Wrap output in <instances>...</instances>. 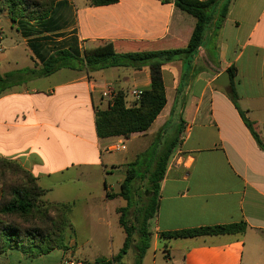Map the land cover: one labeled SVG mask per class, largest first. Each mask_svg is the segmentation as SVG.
I'll use <instances>...</instances> for the list:
<instances>
[{
	"label": "crops",
	"instance_id": "crops-1",
	"mask_svg": "<svg viewBox=\"0 0 264 264\" xmlns=\"http://www.w3.org/2000/svg\"><path fill=\"white\" fill-rule=\"evenodd\" d=\"M6 24L10 29L4 31ZM196 24L174 0H118L99 7L89 0H58L49 18L29 22L24 29L6 13L1 15L0 53H10L0 56L5 82L0 93V158L16 161L33 174L48 190V202L71 204L70 219L78 211L88 227L117 223L121 228L118 209L127 205H117L123 198L116 194L127 165L181 127L160 183L156 214L148 222L151 264H264V150L239 112L254 124L264 144V0H232L223 25L209 26L189 72L180 60L163 64L167 104L145 132L101 139L95 121L97 110L108 109L106 92H124L128 104L135 99L132 90L149 89L148 68H63L39 75L42 61L53 53L67 50L82 59L88 45L110 43L117 51L185 48ZM18 45L28 51L31 63L7 68ZM224 72L230 74L229 87L214 86ZM121 144L126 147L123 155L109 151ZM108 172L122 178L108 183ZM79 181L93 187L83 199H65V193L57 192ZM240 222L247 224L243 234L173 239L168 258L163 250L162 232ZM73 245L77 243L71 237ZM55 251L60 252L59 262L69 258ZM23 258L15 252L0 254V264H21Z\"/></svg>",
	"mask_w": 264,
	"mask_h": 264
},
{
	"label": "trees",
	"instance_id": "trees-1",
	"mask_svg": "<svg viewBox=\"0 0 264 264\" xmlns=\"http://www.w3.org/2000/svg\"><path fill=\"white\" fill-rule=\"evenodd\" d=\"M58 0H0V16L7 14L18 28L24 29L29 22H42L49 18ZM168 2L169 0H161ZM118 0H89L91 6L99 7L117 3ZM232 0H174L175 6L197 20L191 39L185 48L168 50H127L117 51L113 44L101 43L83 47V58L79 59L67 50L53 53L42 61L39 75L49 76L63 69L85 68L88 72L106 68L122 67L150 71V87L143 91L140 101L135 99L127 104L126 95L116 93L113 106L96 111V132L101 139L116 136L129 137L134 133L147 131L167 104L166 88L162 76V66L173 61L187 65L185 72L192 69V63L202 46L206 32L212 24L219 29L226 20ZM28 34L27 32H25ZM234 76V70L229 69ZM5 89L0 76V93ZM181 90H178L180 93ZM230 96L237 106V95L230 88ZM241 117L259 146L264 150L254 124L240 111ZM167 125V124H166ZM164 126V130L168 128ZM178 127L175 136L167 138L163 144L156 141L147 152L127 165L121 192L128 205L118 209L119 224L126 238L122 248L111 259H100L86 264H126L125 258L131 250L135 252L134 264L142 260L151 246L152 234L148 222L157 211L160 183L167 169L169 159L179 142ZM160 145V146H158ZM147 182V203L141 210L137 227L129 221L128 209L132 193L137 183ZM0 254L15 252L29 260H37L55 250H70L65 235L74 232L70 219L71 204L50 203L46 200L48 190L40 186L38 179L19 163L0 158ZM108 193V197H116ZM247 230L245 222L219 226L199 227L189 230L162 232L163 250L169 257V242L173 239H186L202 236L243 234ZM136 237V238H135Z\"/></svg>",
	"mask_w": 264,
	"mask_h": 264
},
{
	"label": "rangeland",
	"instance_id": "rangeland-1",
	"mask_svg": "<svg viewBox=\"0 0 264 264\" xmlns=\"http://www.w3.org/2000/svg\"><path fill=\"white\" fill-rule=\"evenodd\" d=\"M8 29H10L9 25L7 24L4 25V31H7ZM9 53L10 51L5 53H0V56H5V55L8 56ZM10 56L11 59H13V61H11L10 65H6L7 68L23 67L31 63L30 55L28 51L25 50L24 47H22V45L16 46L14 52L11 53ZM3 67L4 66H2V68ZM127 98L130 99V96ZM123 153L124 152L118 151L115 154L116 156L119 157L123 155ZM107 170L108 171L111 170L110 165H107ZM109 175L110 174L108 172L107 174L109 180L108 183H113L115 182V180L122 178V176H116L115 178H113L112 176ZM69 177H76V176H69ZM90 184H92V182H90ZM114 187H115V191H120V186H118L116 183ZM91 190H93V187H91L87 183L84 182L82 183L81 181H79L77 182V184L74 185L71 184L68 188L64 190L58 189L57 192L65 193L64 194L65 199H74L78 197L80 199H83L82 197L87 196V193ZM148 196L150 195L147 191L146 180L144 182L137 183L135 191L132 193V201L130 202L128 209V217H129L128 222L129 221L134 222V224L137 227L139 226V220H138L139 214L141 210L144 208L145 204L147 203ZM116 204L121 206L128 205L127 201H125L124 199H120L119 201H116ZM71 219H72V224L75 228V234H73V232L71 231H67L65 235V239L68 243V246H70V239L71 237H73L77 245H73L72 247L70 246L71 249L67 252H64L65 254L63 255V257L64 256L66 257L67 255V257L72 258L74 260H82L87 262H96L97 260L100 259L109 260L114 256V254H117L121 249V247L123 246L126 235L123 229L120 228L117 223H113L110 226H108L106 223H101L93 227H88L84 221L83 214H81L78 211H76L73 214ZM150 248L147 251L146 255L144 256L142 260V264H151L154 251L152 249L153 247L151 249ZM158 253L162 254L161 244H159ZM59 256H60V252L55 251L48 256L49 257L48 259L45 260L40 259L35 263L34 262L32 263L29 262L27 259L23 258L24 260L23 263L21 264H62L63 260L59 262L58 260ZM134 261H135V252L134 250H131L125 258V263L134 264ZM8 262L10 261H8L7 259V263Z\"/></svg>",
	"mask_w": 264,
	"mask_h": 264
},
{
	"label": "built area",
	"instance_id": "built-area-1",
	"mask_svg": "<svg viewBox=\"0 0 264 264\" xmlns=\"http://www.w3.org/2000/svg\"><path fill=\"white\" fill-rule=\"evenodd\" d=\"M142 94H143V91H139V90H132L130 92V95L135 97L136 101L138 102L142 98ZM104 96L108 98V108L113 106L116 94H110L109 92H106ZM125 149L126 147L123 144L113 145L109 147V151L111 152H117V151H121ZM62 264H86V262L82 260H74L72 258H68V259L63 260Z\"/></svg>",
	"mask_w": 264,
	"mask_h": 264
},
{
	"label": "water",
	"instance_id": "water-1",
	"mask_svg": "<svg viewBox=\"0 0 264 264\" xmlns=\"http://www.w3.org/2000/svg\"><path fill=\"white\" fill-rule=\"evenodd\" d=\"M214 86L218 88H228L230 85V74L229 72H224L221 74L214 82Z\"/></svg>",
	"mask_w": 264,
	"mask_h": 264
}]
</instances>
